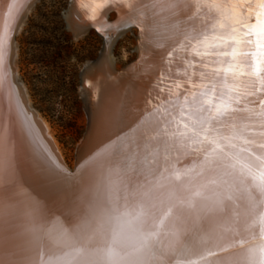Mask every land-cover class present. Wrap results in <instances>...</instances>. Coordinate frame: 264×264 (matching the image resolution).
Listing matches in <instances>:
<instances>
[{
  "label": "snow or ice",
  "instance_id": "snow-or-ice-1",
  "mask_svg": "<svg viewBox=\"0 0 264 264\" xmlns=\"http://www.w3.org/2000/svg\"><path fill=\"white\" fill-rule=\"evenodd\" d=\"M24 7L11 0L0 18V89L12 93L11 25ZM80 7L92 20L101 15L97 31L159 29L157 36L170 41L140 115L92 157L141 165L148 190L166 202L144 236L146 245H162L158 264H264V0H81ZM113 10L126 11L107 22ZM16 104L31 125L18 96ZM184 158L193 159L186 164ZM18 172L15 145L0 126V215L23 191ZM145 214L141 207L137 219ZM28 216L34 238L48 239L49 221L57 217L49 219L37 200ZM0 230L9 244L12 227ZM209 242L196 259L188 258ZM13 255L6 250L0 264H15ZM39 264L52 261L41 256Z\"/></svg>",
  "mask_w": 264,
  "mask_h": 264
},
{
  "label": "bare ground",
  "instance_id": "bare-ground-1",
  "mask_svg": "<svg viewBox=\"0 0 264 264\" xmlns=\"http://www.w3.org/2000/svg\"><path fill=\"white\" fill-rule=\"evenodd\" d=\"M33 2L22 0L25 7L11 25H14L15 37ZM76 2V8L72 9L69 19L77 31L101 19L99 13L96 20L90 19L87 10L80 7L81 0ZM9 3L11 0H0V18L6 16ZM0 24H4L3 19H0ZM156 31L146 29L143 34L144 50L150 60L147 67L142 69L152 78H156L161 69V46L168 47L170 43L157 36ZM10 48L15 93L7 87L0 89V126L8 129L15 145L23 191L11 196L9 207L4 209L5 214L0 215V229L10 225L14 232L10 243L5 245L2 240L5 234L0 230V257L7 250L14 254L12 259L15 264H39L41 256L51 260L52 264H141L138 259L143 256V252L138 249L137 231L141 226L152 227L167 204L158 190H148L145 180L150 177L141 165L123 166L119 170L121 163L112 166L110 159L95 162L92 157L115 137L118 129L121 128V133L127 132L140 115L144 98L140 91L143 85L137 82L136 86L129 87L130 84L125 80L114 84V69L109 63L108 54L103 55L94 68L90 65L86 78L93 86L91 97H88L95 117L92 137L79 153L78 169L75 170L77 173L73 182L66 184L60 178H65L69 168L63 163L62 151L49 124L30 106L28 89L19 73L18 50L13 39ZM154 54H157L156 58ZM140 68L138 70L142 71ZM17 96L32 120L31 125L18 113ZM89 104L86 103V106ZM29 110L34 113L30 114ZM38 120L43 129L39 128ZM82 145L83 141L78 146L77 155ZM39 147H42V152L56 159V169L48 168ZM192 159L184 158L182 163H191ZM57 163L65 169L62 170ZM32 200L45 206L49 219L57 217L49 221L51 234L43 242L36 240L28 231V210ZM141 207L146 210V214L137 219Z\"/></svg>",
  "mask_w": 264,
  "mask_h": 264
},
{
  "label": "rangeland",
  "instance_id": "rangeland-1",
  "mask_svg": "<svg viewBox=\"0 0 264 264\" xmlns=\"http://www.w3.org/2000/svg\"><path fill=\"white\" fill-rule=\"evenodd\" d=\"M70 6L71 0L37 1L24 19L15 45L30 106L49 124L62 151L63 163L72 170L88 127L86 103L89 104L93 91L88 79L90 89L82 87V73L106 54L112 69L121 70L133 62L137 31H127L113 40V36L105 38L96 30L77 31L68 23ZM114 18L112 13L108 21ZM96 23L83 28L93 24L99 28Z\"/></svg>",
  "mask_w": 264,
  "mask_h": 264
},
{
  "label": "water",
  "instance_id": "water-1",
  "mask_svg": "<svg viewBox=\"0 0 264 264\" xmlns=\"http://www.w3.org/2000/svg\"><path fill=\"white\" fill-rule=\"evenodd\" d=\"M37 1L39 0H34V2L32 3V5H34ZM76 0H71V6H70V9H69V12H68V23L69 25L70 24V19H69V16L71 14V11L72 9L74 10L76 8ZM33 7V6H32ZM31 7V8H32ZM104 11V10H102ZM114 13L115 14V18L112 22H116L119 18L123 17L125 12L123 13V11H120V10H113V11H110L108 12L107 14V17H106V21H108V16L110 14ZM14 27V25H13ZM97 28H98V25H91L89 27H86V28H83L81 29L83 32L85 31H88V30H96L97 31ZM138 29V32H137V46H136V49H135V52H136V59L129 63L128 65H126L124 68H122L121 70H116L114 68V75H113V83L114 84H117L119 82H121L122 80H125L127 82V84L129 83V87H131V85L133 86H136L137 82L141 85H143L142 89L140 92H142V96L144 97V95L146 94V92L149 90V87H150V84L151 82L155 79V78H152L150 77L145 71H143V67H147L146 65L148 64L149 60L148 59V53L146 54V51L144 50L145 48V38H144V35L141 34V31H140V28L139 27H136V26H130L126 29H122V30H107V32H104V31H98L100 34H102L104 37L107 35V36H113L112 37V40L116 37H119L120 35L124 34L125 32L127 31H131V30H136ZM81 33V32H80ZM106 38V37H105ZM12 39L13 41L15 40V35L14 33L12 34ZM167 48V46H161L160 48V51L163 52V50H165ZM162 49V50H161ZM154 58L157 57V54H154L153 55ZM98 63H100V58L94 62H92V65H93V68L95 65H97ZM139 67H141L140 69H142V71H139ZM86 75L87 73L84 71L82 73V87L83 88H86V84L89 83L86 81ZM91 83V82H90ZM92 86V85H91ZM88 89H90V84L88 85ZM132 90L136 91V88L132 87L131 88ZM136 101V100H135ZM131 105V104H129ZM93 105L92 104H89L86 106V108L88 107V111H87V115H88V127H87V130H86V133L82 139L83 141V145L81 146L79 152H78V155L76 157V163H75V168L73 171H69V170H66L67 171V175L65 176V178H60L61 181L62 180H65V183L68 184L69 182H73L75 176H76V171L78 168H77V165L79 163V153L81 151L84 150V148L86 147L87 143L89 142L90 138L92 137V131H93V126H94V121H95V117H94V109L92 107ZM29 113H34L33 111L29 110ZM32 115H35V114H32ZM36 120V119H35ZM38 126L39 128H42L43 129V126L42 124L39 122V120L37 121ZM35 123V124H37ZM36 128L37 125L35 126ZM38 128V129H39ZM37 132V131H36ZM121 133V128L118 129L117 132H115L114 136L118 135ZM40 148L42 147H39V151L40 153L42 154L43 156V159L45 162H47V165H48V168L50 169H54L55 168V163H56V159H54L52 156L48 155V154H45L44 152H42L40 150ZM122 164L120 165L119 167V170H121V168H123L124 166V162L121 161L119 163H116V164ZM57 165L62 169L64 170L65 168L57 163ZM111 165L114 166L115 164H113V162L111 161ZM57 168V166H56ZM55 168V169H56ZM151 201V200H149ZM155 223V222H154ZM153 223V225H154ZM152 225V227H153ZM152 227L150 226L149 228H147V226H141L139 228V230L137 231V238H138V241H139V248L138 249H141V251L143 252V256L141 255L139 262L141 261V264H155V263H158V257L160 255H162L164 249L162 247L161 244L159 243H156V242H153L149 245H146L144 243V236L150 232L152 230ZM161 241L163 242H167V237L166 236H161ZM211 247V242H209L208 244L206 245H201L200 247L196 248L192 253L191 255L188 257V258H191V259H196L197 256L199 255V253H201L202 251H204L206 248H210ZM216 259V257H209V260H214ZM144 263H143V261Z\"/></svg>",
  "mask_w": 264,
  "mask_h": 264
}]
</instances>
